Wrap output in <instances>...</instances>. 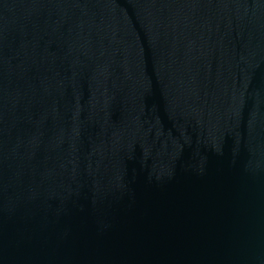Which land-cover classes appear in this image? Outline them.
<instances>
[{
    "label": "water",
    "instance_id": "water-1",
    "mask_svg": "<svg viewBox=\"0 0 264 264\" xmlns=\"http://www.w3.org/2000/svg\"><path fill=\"white\" fill-rule=\"evenodd\" d=\"M0 264H264V0H0Z\"/></svg>",
    "mask_w": 264,
    "mask_h": 264
}]
</instances>
